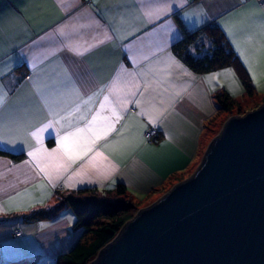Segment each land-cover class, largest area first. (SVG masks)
<instances>
[{
  "label": "crops",
  "instance_id": "1",
  "mask_svg": "<svg viewBox=\"0 0 264 264\" xmlns=\"http://www.w3.org/2000/svg\"><path fill=\"white\" fill-rule=\"evenodd\" d=\"M262 11V0H0V87L6 94L0 147L23 154L19 161L0 156V264L28 258L50 264L74 244L81 230L73 227L69 207L52 219H24L52 207L56 192L95 188L102 196L122 183L139 200L186 170L215 110L214 97L238 101L247 95L233 68L196 73L172 46L217 23L254 92L264 93ZM113 81L115 94L100 92ZM93 92L98 94L83 104ZM48 105L72 115L45 132L42 144L31 141L41 149L45 175L24 138L32 125L52 118ZM149 128L156 131L153 142L144 138ZM68 133L74 135L62 140ZM53 149L58 151L48 156ZM69 155L81 159L58 174L56 166L69 164Z\"/></svg>",
  "mask_w": 264,
  "mask_h": 264
},
{
  "label": "water",
  "instance_id": "2",
  "mask_svg": "<svg viewBox=\"0 0 264 264\" xmlns=\"http://www.w3.org/2000/svg\"><path fill=\"white\" fill-rule=\"evenodd\" d=\"M88 264H264V103L228 117L195 170Z\"/></svg>",
  "mask_w": 264,
  "mask_h": 264
},
{
  "label": "trees",
  "instance_id": "3",
  "mask_svg": "<svg viewBox=\"0 0 264 264\" xmlns=\"http://www.w3.org/2000/svg\"><path fill=\"white\" fill-rule=\"evenodd\" d=\"M172 49L176 56L196 73L233 68L242 82L245 94L249 97L253 96L254 86L217 23L210 22L185 34L172 46ZM235 102L228 94H218L214 97L215 109L220 111H230ZM51 143L52 140L48 139L47 144ZM0 156L9 157L13 161L23 159L22 153H11L1 147ZM108 193L115 197L113 201L97 198L95 188H79L66 194L56 192L54 194L56 203L52 207L33 211L24 217L27 220L52 219L64 206L72 210L75 216L73 227L81 228L82 231L74 244L50 264H88L120 227L133 216L135 206L129 201L130 195L124 184L117 183ZM6 264L41 263L35 258H28Z\"/></svg>",
  "mask_w": 264,
  "mask_h": 264
},
{
  "label": "rangeland",
  "instance_id": "4",
  "mask_svg": "<svg viewBox=\"0 0 264 264\" xmlns=\"http://www.w3.org/2000/svg\"><path fill=\"white\" fill-rule=\"evenodd\" d=\"M258 2H260V1H258ZM262 103H264V93H255L254 92L253 96H251V97L247 96L246 99L240 98L238 101H236L234 104V107L230 111H220V110L215 109L214 112L212 113L210 119H208L207 124L204 126L205 128L202 130L203 134L201 135V139H200V149H199L198 153L196 154L193 162L189 165V167L186 170H184L183 172L178 173L173 178H169L168 180H166V182H164L160 187H157V189L151 190V192H149L142 199L137 200L135 198H131V196L128 197L129 201L131 203H133L135 206L134 214L139 209L147 207L150 204H152L163 193H165L173 184H175L178 181L183 180L184 178L189 176L195 170V168L197 167V165H198V163L202 157L203 152L206 149V146L212 140V138L218 134L223 123L226 121V119L228 117L234 116V115H242L246 111H249L253 108H256L257 106H259ZM152 129L154 130V133H156L155 129L154 128H152ZM145 133H144V138L146 140L153 142L157 139V138H155L153 140L151 137H150L151 139H147L145 137ZM97 198H99V199L103 198V199L108 200V201H111V200L113 201V199H115L113 194L108 195V196H97ZM77 230H81V228H77ZM14 235H16V236L19 235V231L14 230Z\"/></svg>",
  "mask_w": 264,
  "mask_h": 264
},
{
  "label": "snow or ice",
  "instance_id": "5",
  "mask_svg": "<svg viewBox=\"0 0 264 264\" xmlns=\"http://www.w3.org/2000/svg\"><path fill=\"white\" fill-rule=\"evenodd\" d=\"M262 2H264V0H262ZM261 15H264V11H262ZM89 47H91V45H89ZM262 48H264V42H262ZM70 51H74L73 49H69ZM86 50V49H85ZM76 54L78 55H82V52H77ZM118 88L117 85V81H113L112 84L107 88V89H101L100 92H104L107 91L109 93V95H113L116 93ZM72 91H76L75 89H73ZM63 92H59L58 95H63ZM98 93L93 92L92 95H89L87 97V100H82L83 104H87L90 101H92L93 97L96 96ZM132 95H135V93H131ZM6 94L3 93V89L2 87H0V103H3V99L4 96ZM109 95H105L104 96V101H108L109 100ZM45 102L47 103V100H45ZM101 107H104L103 104H101ZM49 108V116H51V119H47V122H41L39 125H32L31 127L34 128V130H27L26 134H25V138H24V142L28 144V147L30 149H32V151H29L28 155L30 157H32L35 161H36V167L40 170V172H43L45 175H49V172L47 170V166H41L42 165V158L38 156V153H40L41 149L37 148L31 141L32 139L35 140L36 144H42V140H43V135L45 132H48L49 129H52L55 125H58L61 123L62 120H66L68 119L71 115L72 112H69L67 116H62L59 115V111L52 105H48ZM80 110V106L76 105L75 107V111H79ZM113 115L116 116V119L119 120V115L115 112V110H113ZM59 117V118H57ZM81 119H83V116H81ZM96 120V116L93 115L91 120H88L85 128L89 131H91V125L93 124V122ZM111 126H109L108 131H111ZM57 131H59V129H57ZM80 131H84V129H77V132ZM49 135H51V132L48 133ZM74 135V133H68L66 136L62 137V140H66L68 138V136ZM104 135H107V133H104ZM101 139V136L97 135L96 136V140ZM0 140H3V136L2 134H0ZM92 145H95V140L92 141ZM92 150V147L89 146L86 151L83 153V155H87V152H90ZM58 150L57 149H53L51 153H48V156H52L53 153H56ZM81 159L80 155H77L75 157H73L72 155L68 156V160H69V164H64V163H60L56 166V171L59 174L61 169H63L64 171L67 170V168L70 166V164H74L76 162V160ZM95 160V157L91 158L89 163L93 165V167L95 166V164L93 163Z\"/></svg>",
  "mask_w": 264,
  "mask_h": 264
},
{
  "label": "built area",
  "instance_id": "6",
  "mask_svg": "<svg viewBox=\"0 0 264 264\" xmlns=\"http://www.w3.org/2000/svg\"><path fill=\"white\" fill-rule=\"evenodd\" d=\"M256 1H261V0H256ZM145 137L147 138V139H155V138H157V136H156V133H154V130L152 129V128H149L147 131H146V133H145ZM151 137V138H150Z\"/></svg>",
  "mask_w": 264,
  "mask_h": 264
}]
</instances>
